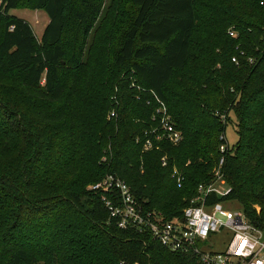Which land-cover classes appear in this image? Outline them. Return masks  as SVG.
I'll return each instance as SVG.
<instances>
[{
	"label": "trees",
	"instance_id": "obj_1",
	"mask_svg": "<svg viewBox=\"0 0 264 264\" xmlns=\"http://www.w3.org/2000/svg\"><path fill=\"white\" fill-rule=\"evenodd\" d=\"M129 1L119 25L116 0H0V264H201L119 227L90 186L118 175L138 208L180 220L215 181L230 125L229 192L210 200L264 231V0ZM25 6L49 16L40 40L11 13ZM151 91L184 138L144 151Z\"/></svg>",
	"mask_w": 264,
	"mask_h": 264
},
{
	"label": "built area",
	"instance_id": "obj_2",
	"mask_svg": "<svg viewBox=\"0 0 264 264\" xmlns=\"http://www.w3.org/2000/svg\"><path fill=\"white\" fill-rule=\"evenodd\" d=\"M229 33L233 37L237 36L233 30ZM233 61L237 62V58L234 57ZM151 93L153 97L147 103H155V112L152 116L153 126L146 132L143 141L144 151L161 149L160 142L163 140L177 145L184 138L182 131L176 127L165 101L154 91ZM137 98L140 99V96ZM116 116V111L112 110L109 117ZM220 140L219 150L223 156L219 162L216 179L210 184L198 186L197 194L183 209L180 220L166 221L161 212H145L138 208L131 187L118 175L109 174L92 184L90 189L104 193L102 200L111 216L118 218L119 227L126 229L135 226L140 233L150 231L163 246L171 250L196 253L201 264H264V231L254 226L242 210L231 209L222 201L213 203L210 200L213 193L224 196L229 192V189L222 192L216 187L221 180L225 183L220 168L224 164L229 147L226 133L221 135ZM167 162V156H163V165H167ZM172 177L176 178L178 186H181L182 177L178 176L176 170ZM224 231L232 234L225 250L204 248L214 235ZM120 264L126 263L122 261Z\"/></svg>",
	"mask_w": 264,
	"mask_h": 264
},
{
	"label": "rangeland",
	"instance_id": "obj_3",
	"mask_svg": "<svg viewBox=\"0 0 264 264\" xmlns=\"http://www.w3.org/2000/svg\"><path fill=\"white\" fill-rule=\"evenodd\" d=\"M116 6H120V8L118 9L117 14H119L118 17L115 18V21L117 23H119V25L122 23V19L124 18H129L130 17V10H131V3L129 0H116L115 2ZM116 9H114V13H115ZM12 14L21 17L23 19H25L26 21H28L32 27L34 28L35 34L38 37V39L40 40L42 37V34L44 32V29L46 28V26L49 23V16L48 14L43 11V10H35V9H31L28 7H22L19 9H14L11 12ZM107 19L105 20L104 23H107V25H105L103 27L102 30H100V32L95 33V38H97V42L100 40H104L105 39V35H104V31H106L107 29L111 28V24H113L114 19L112 20L111 15H106ZM111 18V19H110ZM112 20V21H111ZM198 35V33H197ZM99 43H96L95 47L98 48L99 47ZM95 62H99L97 59L94 58ZM9 105V104H8ZM11 109H13V106H10ZM18 108V107H17ZM2 116L5 118V120L7 118H9L10 113L5 112L4 110H1ZM17 113V112H16ZM227 139L228 142L230 144V146H234L235 143L237 142L238 139V135H237V131L235 129V127L233 125H230L227 129ZM217 184V183H216ZM216 187H218L222 192L227 191L228 189V185L227 184H223L222 180L219 181V183L216 185ZM229 208L231 209H238L239 207L236 204H232V203H225ZM231 236L232 234L230 232L224 231V232H219L218 234L214 235L212 237V239L210 241H208V243H206V247H204L205 249H214V250H218V251H223L226 249L227 245L229 244L230 240H231Z\"/></svg>",
	"mask_w": 264,
	"mask_h": 264
}]
</instances>
